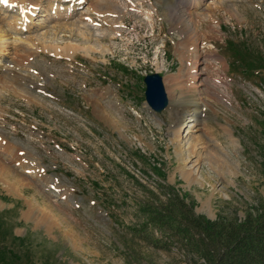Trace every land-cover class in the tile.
<instances>
[{
  "label": "rangeland",
  "instance_id": "374dc122",
  "mask_svg": "<svg viewBox=\"0 0 264 264\" xmlns=\"http://www.w3.org/2000/svg\"><path fill=\"white\" fill-rule=\"evenodd\" d=\"M30 1L39 5L21 30L6 24L20 10L0 5L9 45L0 51V264L2 255L6 264H194L193 247L150 222L152 212L179 205L191 225L264 219V0L189 11L196 47L168 0H111L124 13L115 34L93 0ZM80 18L96 23L94 52L83 49L93 41L79 35ZM244 45L253 60L241 57ZM180 70L188 84L199 77L194 128L190 112L175 122L174 110L155 114L145 102L143 76ZM110 199L119 207H104Z\"/></svg>",
  "mask_w": 264,
  "mask_h": 264
},
{
  "label": "bare ground",
  "instance_id": "6f19581e",
  "mask_svg": "<svg viewBox=\"0 0 264 264\" xmlns=\"http://www.w3.org/2000/svg\"><path fill=\"white\" fill-rule=\"evenodd\" d=\"M49 1H51V0H49ZM63 1H67V0H52V2L50 3V6L53 7V6H55V4L57 2H63ZM70 1H75V0H70ZM80 1L81 0H78V3H80ZM93 1H94V3H93L94 5L92 6L91 12L93 11L95 14L100 15L103 18L105 17V19H107V23L110 26L109 28H112L110 30L114 31L113 34L117 33L118 30L115 28L118 25H116V24H117V22H119L118 19H120L124 15V13L121 12L120 8L118 9L119 6L117 5V3L114 1H111V0H93ZM168 2L171 4L172 7H175L172 9V14L177 15V16L179 15L178 18H182L181 24H182V26H184L186 28V31L183 32L184 37L186 36L188 38V40H191V39L194 40L191 43L187 41L188 42L187 44L188 45H194L196 47L198 44V39H197L198 36H196V34H195L196 32H195L193 24H192L193 19H192L191 15L189 14V11L196 10L201 4H204L205 0H168ZM0 5H4L6 7L8 6L9 8H13L16 6V8H18V10H20L21 16L18 19L7 21L6 24L9 27V29L11 28V29H15V30H18V29L21 30V29H24L23 26H25L26 24L31 22L32 15L34 14L39 3H38V1L31 2L30 0H0ZM177 12H178V14H177ZM143 14L148 19L153 18V14L151 13V11L145 10V11H143ZM174 17H176V16H174ZM92 22L93 21L91 19H90V21L89 20L85 21L83 18H80L77 21V28H76V29H78L79 35H82L88 41L89 40L93 41L92 43H90V41H89V45H87V47H83V49L85 51H90V52H94L93 45H97L98 43H96V42H99V38L95 37L96 36L95 32H93V33L90 32V29H89L90 25L91 24L96 25V23H94V22L92 23ZM95 29L98 32L100 31L99 34L103 33L104 32L103 30H105V29L101 30V27L95 28ZM178 29H180V28H178ZM115 30H117V32ZM180 30H182V29H180ZM4 34L0 35V48H1L0 51H2L3 49L5 51H7L6 48L9 46V45L8 46L6 45V43H7L6 41L8 40V37H6V35H4ZM181 34H182V32H181ZM197 34H198V32H197ZM16 40H18V38H15V41ZM186 40L184 39L185 43H186ZM187 44H185V45H187ZM46 46H47L46 47L47 49L51 50V52L55 53L56 55H72V53L74 52L73 47L75 45L60 47V46L47 45L46 44ZM181 46H183V45H181ZM189 47L190 46H187V47L184 46V49L186 50V54L189 55L188 57L191 56V53H190L191 50L189 49ZM104 51L105 50H103V54H104ZM2 53H3V51H2ZM5 53L6 52H4L3 54H5ZM188 57H185V58H188ZM196 67H198V66H196ZM188 69H186V71H188ZM177 75L175 77L169 76L168 78L164 79V83L166 84V87H168L167 88L168 89L167 94L171 99L172 110H174V113H172V118L176 122L180 118L181 115H183L186 112H190L191 114H190V116H188V118H189L188 123L190 125L188 124V126H186V127L187 128H191V127L194 128V127H196L195 122H196L197 117L200 113V110H201L200 108H201V103H202L201 99L199 98L200 88H199V85L197 82V81H199V77H198L197 72H195V74H194L195 79L193 78L194 81H192V82H190V84H188L189 77H186L185 75H183L181 70H180V75H178V76ZM181 78H184V79L181 80ZM178 79H180L179 82H177ZM166 87H165V89H166ZM114 123H116V122H114ZM173 130H172V132H173ZM187 131H190V130H187ZM187 135L188 134H186V137H187ZM0 141H1V144H4L1 136H0ZM20 155H22V154H20ZM190 174L191 173L184 176V179L186 181H189V182L192 181V177ZM61 198H63V197H61Z\"/></svg>",
  "mask_w": 264,
  "mask_h": 264
},
{
  "label": "trees",
  "instance_id": "16d2710c",
  "mask_svg": "<svg viewBox=\"0 0 264 264\" xmlns=\"http://www.w3.org/2000/svg\"><path fill=\"white\" fill-rule=\"evenodd\" d=\"M248 52L246 47L240 49L241 57L247 59ZM106 204H113V200L105 202V206ZM178 206H167L164 212H152L150 222L166 224L164 231L170 238H176L180 246L193 247L198 256L194 264H248L246 261L248 258L251 261L249 264H255L254 256L264 260L263 218L245 225H237L233 222L225 224L223 221H203V223L195 221L191 225L189 217L192 215L184 212L182 207L178 213ZM108 209L112 211L111 216H113L115 209ZM226 226L230 229H226ZM2 263L6 264L4 255H2Z\"/></svg>",
  "mask_w": 264,
  "mask_h": 264
},
{
  "label": "water",
  "instance_id": "95a60500",
  "mask_svg": "<svg viewBox=\"0 0 264 264\" xmlns=\"http://www.w3.org/2000/svg\"><path fill=\"white\" fill-rule=\"evenodd\" d=\"M146 102L155 112H163L169 105V97L165 89L163 77L158 73L146 75Z\"/></svg>",
  "mask_w": 264,
  "mask_h": 264
}]
</instances>
